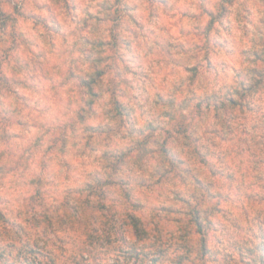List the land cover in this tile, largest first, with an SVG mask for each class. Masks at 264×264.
Returning a JSON list of instances; mask_svg holds the SVG:
<instances>
[{
    "label": "clouds",
    "instance_id": "9594fccd",
    "mask_svg": "<svg viewBox=\"0 0 264 264\" xmlns=\"http://www.w3.org/2000/svg\"><path fill=\"white\" fill-rule=\"evenodd\" d=\"M0 264H264V0H0Z\"/></svg>",
    "mask_w": 264,
    "mask_h": 264
}]
</instances>
